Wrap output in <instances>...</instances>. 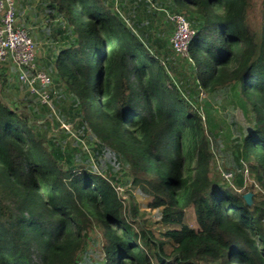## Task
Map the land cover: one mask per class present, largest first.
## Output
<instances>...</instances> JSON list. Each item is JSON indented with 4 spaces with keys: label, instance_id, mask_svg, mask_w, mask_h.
<instances>
[{
    "label": "trees",
    "instance_id": "1",
    "mask_svg": "<svg viewBox=\"0 0 264 264\" xmlns=\"http://www.w3.org/2000/svg\"><path fill=\"white\" fill-rule=\"evenodd\" d=\"M13 1L30 35L33 0ZM117 1L37 0L48 104L0 66V264H85L92 248L94 264H264V0ZM174 14L194 32L186 55L160 27ZM216 88L246 118L230 115L234 147L200 104ZM122 178L173 225L169 254Z\"/></svg>",
    "mask_w": 264,
    "mask_h": 264
},
{
    "label": "rangeland",
    "instance_id": "2",
    "mask_svg": "<svg viewBox=\"0 0 264 264\" xmlns=\"http://www.w3.org/2000/svg\"><path fill=\"white\" fill-rule=\"evenodd\" d=\"M38 5V3H37ZM30 7V10L32 13H28L31 11L26 10L25 13L27 12L29 15L28 18L21 19V17L18 15V23L22 25H27L29 32L31 33L30 36L32 37L34 43H35V48H36V63L38 62L39 65L43 64V59H46L49 54V49L47 46V41L41 37L40 33V28L45 25L46 19H51L50 16L52 14L48 12L49 10L44 6L40 5L39 9H36V6ZM113 5L115 8H117L118 1L113 0ZM39 12V13H38ZM26 13V14H27ZM38 13V14H36ZM25 15V14H23ZM49 15V16H48ZM53 20V19H52ZM163 20V22H162ZM164 20V18L161 19V24L160 27H164V29L167 31L168 36L171 37V26L172 24L168 21ZM171 26H170V25ZM26 28V27H25ZM170 32V33H169ZM170 34V35H169ZM167 39L170 41L169 37ZM41 60V61H40ZM4 70H8L9 76L11 78V75L14 74L12 71V68L3 66ZM12 82V80H8L7 83ZM12 90H15L17 92H13V95H23V90L19 88H13L12 85L10 87ZM215 92H206V93H201L200 96V104L203 106H206V109L209 110L211 114H213L216 117L223 118L227 122V127L221 134V141L220 144L222 146L226 147L227 145H231L234 147L236 144L235 140L237 139V135L233 132V129L231 126H229V119L230 115L234 113L235 117H237L238 125H243V121H245V117L239 114L238 109H236L235 104H234V99L232 98L230 92L228 91H223L220 88H216ZM205 112V111H204ZM62 127H66L70 129L69 132L62 131L60 129V134L56 132V135H59L61 138H66L67 140L72 141L74 138V131L73 128L68 124H62ZM85 148H88L86 144H84ZM224 158H227V154H222ZM222 155L220 154V158L218 159V162L224 161ZM220 168L223 169V165L218 164ZM220 171V170H219ZM217 173V171H216ZM219 175V173H218ZM220 172V176H221ZM246 182L249 183V180L246 179ZM246 185L248 186V184ZM118 192L122 196L125 206L129 210V214L132 218L135 219V222H140L142 225L147 228L151 229L156 238L160 239L161 241L164 242L163 248L166 254H169L172 250V245L170 242V238L165 235L166 231L170 228L173 227V225L170 224H165L160 220V213L158 209L155 208H150L148 206L149 203V197L144 196L137 192L135 188H131L127 182H125V178H122L120 180V183H118ZM185 222L192 227L196 226V221L194 219V212L192 208H188L186 210L185 214ZM99 260V254L96 248H92L91 253L89 255V260L85 264H94V262ZM84 264V263H83Z\"/></svg>",
    "mask_w": 264,
    "mask_h": 264
},
{
    "label": "built area",
    "instance_id": "3",
    "mask_svg": "<svg viewBox=\"0 0 264 264\" xmlns=\"http://www.w3.org/2000/svg\"><path fill=\"white\" fill-rule=\"evenodd\" d=\"M174 31L170 37L172 48L186 55L194 32L180 14L170 16ZM12 61L17 68L18 79L28 86L31 93L37 94L42 103H49V74L37 67L36 48L27 30L17 24L16 7L13 0H0V66Z\"/></svg>",
    "mask_w": 264,
    "mask_h": 264
},
{
    "label": "crops",
    "instance_id": "4",
    "mask_svg": "<svg viewBox=\"0 0 264 264\" xmlns=\"http://www.w3.org/2000/svg\"><path fill=\"white\" fill-rule=\"evenodd\" d=\"M18 1V0H17ZM36 3H37V0H33L32 2H28V3H26V6L27 5H29L30 7H33V6H35L36 5ZM32 12V11H31ZM5 65L4 66H6V67H10V68H12V71L14 72V74H16V72H17V68L15 67V65L13 64V62L12 61H7L6 63H4ZM8 71V70H7ZM9 73V72H8Z\"/></svg>",
    "mask_w": 264,
    "mask_h": 264
},
{
    "label": "water",
    "instance_id": "5",
    "mask_svg": "<svg viewBox=\"0 0 264 264\" xmlns=\"http://www.w3.org/2000/svg\"><path fill=\"white\" fill-rule=\"evenodd\" d=\"M251 196H252V193L251 192H247L244 194V199L247 203H250L251 202Z\"/></svg>",
    "mask_w": 264,
    "mask_h": 264
}]
</instances>
